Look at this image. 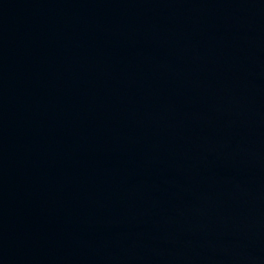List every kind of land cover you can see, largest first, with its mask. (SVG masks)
<instances>
[{
	"label": "water",
	"instance_id": "95a60500",
	"mask_svg": "<svg viewBox=\"0 0 264 264\" xmlns=\"http://www.w3.org/2000/svg\"><path fill=\"white\" fill-rule=\"evenodd\" d=\"M0 264H264V0H0Z\"/></svg>",
	"mask_w": 264,
	"mask_h": 264
}]
</instances>
